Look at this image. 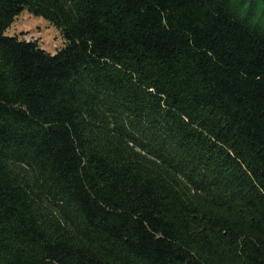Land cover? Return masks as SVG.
<instances>
[{"label":"trees","instance_id":"obj_1","mask_svg":"<svg viewBox=\"0 0 264 264\" xmlns=\"http://www.w3.org/2000/svg\"><path fill=\"white\" fill-rule=\"evenodd\" d=\"M0 264H264V0H0Z\"/></svg>","mask_w":264,"mask_h":264},{"label":"rangeland","instance_id":"obj_2","mask_svg":"<svg viewBox=\"0 0 264 264\" xmlns=\"http://www.w3.org/2000/svg\"><path fill=\"white\" fill-rule=\"evenodd\" d=\"M28 40H37L48 52L55 54L65 45V40L52 24L28 11L19 14L6 32Z\"/></svg>","mask_w":264,"mask_h":264}]
</instances>
